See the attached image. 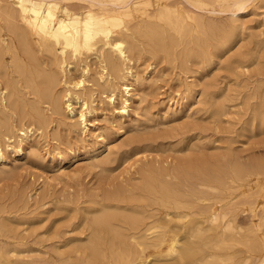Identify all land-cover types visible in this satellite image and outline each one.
<instances>
[{
    "label": "bare ground",
    "instance_id": "obj_1",
    "mask_svg": "<svg viewBox=\"0 0 264 264\" xmlns=\"http://www.w3.org/2000/svg\"><path fill=\"white\" fill-rule=\"evenodd\" d=\"M261 2L0 0V175L15 172L10 162L40 160V150L51 141L50 160L63 163L69 154L75 161L78 149L61 147V128L68 135L86 134L88 123L97 121L89 116L96 112L98 95L116 107L114 113L121 110L118 136L126 130L125 120L133 121L130 133L135 135L119 147L125 156L133 145L151 143L165 123L147 111L141 123L132 115H140V107L133 109L137 102L145 103L141 88L160 82L155 76L159 63L178 68V88H184L176 89L174 121L183 113L192 117L196 105V113L219 121L232 114L235 104L257 98L248 120L264 128V79L255 94L237 92L235 99L217 96L214 81L219 82L209 79L219 66L231 74L235 66L246 69L260 62L264 28L251 34L246 17ZM141 63L149 65L142 71ZM163 116L169 119V111ZM99 133L97 147L83 157L89 159L87 166L111 172L107 165L117 147ZM209 141L206 146L214 145ZM196 143L180 142L174 152L189 154L166 166L143 157L128 182L84 202L55 199L52 227L41 233L52 236L50 251L24 243L22 228L33 217L0 208V264H264L263 161L244 164L231 157L228 170H221L214 159L196 154L205 146Z\"/></svg>",
    "mask_w": 264,
    "mask_h": 264
},
{
    "label": "rangeland",
    "instance_id": "obj_2",
    "mask_svg": "<svg viewBox=\"0 0 264 264\" xmlns=\"http://www.w3.org/2000/svg\"><path fill=\"white\" fill-rule=\"evenodd\" d=\"M263 3L261 2V5L260 4L256 5L257 8L253 6L252 10L253 11L255 10L256 14L254 12H251L246 17L247 24L249 28L252 29V30L249 29L251 31L250 32L251 34H255L256 32H258L256 31L258 29L262 31V29L264 28ZM253 29H256L255 30L256 32L255 31L253 32ZM262 39H264V37H262ZM262 43L264 44V41H262ZM253 49H254V45L252 44L251 51H253ZM260 52L261 53L259 54V57L262 59V60L260 59V62L262 64H260V62L257 64L254 63V65L252 64L251 67L246 69L243 68L239 69L237 68V66H235L236 69L234 67V71L231 72V74L227 73L229 72V70L227 71L225 70V68H221L219 66L217 68L218 70L216 69L213 75L209 77V79L218 80L219 82L217 83L216 81V85H218V87L215 88L216 85L214 81V91L216 90L215 91L216 95L221 96L222 94H224V96L226 95L225 97L228 98L231 97V99H235L236 97L240 96L238 95L239 92H242L240 93L242 94L241 96L248 95L247 92L249 93L251 92V94H255L258 89L257 86L258 81L264 79V69H262L264 68V46L261 47ZM159 64L155 68L156 71L155 76L159 77L160 82L158 81L156 85H153L151 87L143 86L141 88L142 93L141 92L140 93L143 94L142 96L143 100L145 97V103L143 101L142 103L144 104L141 103L142 105H140L137 102V104L133 106V109H137V110L138 107H140L141 109L139 115L140 117L134 116V114L132 115L134 119H138V121H140L141 123L145 120L143 119V117H146L145 111H147V115H152L156 119V121L160 119L161 122H164L166 128L164 127L159 128V131H157L159 137L158 138L156 137L157 139L154 138V140H152L151 143H149L150 141L148 143H144L147 142L144 141L143 144L140 143L137 146L133 145L131 148L132 151L130 150L127 153V156H125L126 155L124 154L125 149H120L119 147L122 146L126 141H128L130 137H132V135H135L133 133L131 135L130 133L131 131L130 128L133 125V121L125 120L124 126L126 130L122 135L118 136L117 128L119 127L120 124H118L119 120L117 119L120 117L121 110L117 108V111H115L114 113L113 109L116 110V107L110 105L109 107L108 102L106 100H104L105 102L104 101L101 102L100 98L98 99L99 97L98 95L95 96V98L97 97L96 98L97 102L93 104L96 112L95 114H92L93 116L92 115L89 116V119L91 118L97 121H95L94 125L88 123L89 130L86 133L87 135L82 134L80 131L79 132L77 131L78 133L76 132V135L75 132L74 134L71 133L70 135H68L65 129L63 127L61 128L60 135L62 141L64 142L61 144V147L67 148L68 146H72L78 149L79 157H77L75 161L69 154L66 155L63 163L62 162L60 163L59 159H55L53 161L50 160L49 156L46 154V150H51V147L53 148V146L55 145V143L51 141L47 148L45 149L42 148L40 150L41 151L40 160L31 158L29 159V161L28 160L24 162L21 161L16 164L14 162H10L8 165L14 168L15 172L9 175L6 174L0 175V206H1L0 208L3 209L4 207L5 210H8L7 211L8 213L9 212L11 214L13 213L12 215H15L16 213V215H18L20 218L33 217V221H31L30 223L31 224L33 222L34 223L32 225L27 224L22 228V229L25 228L28 229V231L25 229V231L27 232L25 231L22 232L24 234V235L22 234V236L24 237L23 239L24 243L28 247L40 249L41 252L42 250L48 251L49 249L50 251V249H52V245L54 241L52 239L51 240L49 239V237L52 238V236L50 235L49 237L48 236L43 237L41 233L46 229V227H52V225L50 226V224H52L51 222L55 218V210H54V207L56 206L55 199H61L65 201L75 200L81 203L86 201L88 198H90L92 194L102 193L106 190L112 189L113 187L122 186L126 183V180L128 182V180L131 177H133V176L130 177V175H133L134 170L138 168L137 164L141 163L140 159H142L145 156L148 157V161H150V163L152 162L155 163L154 162L155 160H159V163L156 164L157 165L160 164L162 166H166L167 162H170L176 157L186 158L187 157L186 154H189L187 153L188 151L181 154H177L173 150L177 148L175 146H178L180 142L182 143L184 139L185 140L187 139L188 141L190 140L194 143L196 142L200 144L204 143L205 146L196 143L198 146L200 145L201 148L199 149V151H196V154H198V156L201 157L203 156V158L214 159L213 160L214 164H216L217 167L218 164L219 166H223L221 167V170L224 167H225L224 170H228L227 167L229 164L227 165V163H230L231 157H233L235 160H238V162L239 161L243 163L245 162L244 164L246 163L248 164L250 162L254 163L257 161H261V162L263 161L262 164H264V128L261 126L260 123L254 124L253 126L249 122V120H251L252 118L251 116L253 113L252 109L254 108L255 105L254 103L257 102V98H249V100H247L249 104H243V105L235 104L237 105V107L234 106L236 108L231 109L232 114L229 113V115L223 117L222 120L219 121L215 120L216 122L212 117H210L209 113L206 116H204V113H200V112L196 113L197 111L196 109L199 108L198 105L194 106L195 109L189 112V114L192 112V117L185 115L183 113L177 116L176 117L177 120L174 121L172 119V113H173L172 109L174 108L173 103L177 101L176 92L179 89L181 91H184V88L183 87L178 88L181 87L179 81H177L178 78L176 79V76L178 77V73H179L178 68L173 70V68H171L170 65L168 66V64L166 63L163 64L161 63L160 64L161 67L159 66ZM147 65H149V63H141L140 66L142 68L143 66H147ZM154 66L155 65H153V67ZM95 68L96 67H94L93 70L94 73L98 71ZM143 68L145 69L146 67ZM143 68L141 69L142 71L144 70ZM161 72L162 74H160ZM164 74L166 75V77ZM162 75H164L165 79ZM74 76H76V74ZM187 78L188 81L193 80L191 77H187ZM87 86L90 87L91 83L90 86L89 84H87ZM227 87L228 90L226 89ZM217 88L219 89V91ZM60 89L61 87H59V90ZM241 89H245V90L241 91ZM170 97L172 98L170 99ZM250 99L252 100L250 101ZM161 101H163L164 104H162ZM96 103L97 106H95ZM104 103H106V105H104ZM239 105L241 108L244 105L246 106L242 108L243 109L242 110L240 107L238 108ZM77 107L79 108V105ZM99 107L100 108L102 107V111ZM150 108L152 110H150ZM103 111L105 112L103 113ZM164 111H169L170 113V117L167 120L163 119ZM201 111L206 112L205 110L204 111L201 110ZM149 112L151 113L148 114ZM186 117L188 118V120L183 119ZM100 118L105 120L106 122L103 123V121L100 120ZM210 118H212V120L215 123ZM107 120L109 121L108 123L111 122V124L114 125L111 124L108 125ZM248 122L250 123V125ZM185 127H187L188 130ZM81 128L83 127L81 126ZM97 131L98 133L100 132L104 134V136L109 138V141L113 143L112 145L117 147L116 156H114V158L115 157L116 158L113 159L112 163L110 162V164L108 163L107 165V167L110 168L109 170H111V172L108 171L109 173L102 171L101 168H92L91 166H87L88 164L86 163L89 159L86 160L83 157V153L86 150L95 149V147H97V144L100 142V139L96 138V135H98V133L96 135L94 134V132L96 133ZM160 134H162V136H160ZM182 134L184 137L182 136ZM87 136L88 137L91 136V139L89 138L90 140L89 139L87 140L88 138ZM79 137L81 139L83 138L82 141L80 140ZM75 138L77 140H75ZM78 140L81 142H79ZM83 140L85 143L83 142ZM201 140L202 142H199ZM209 140L211 141L213 140L214 145H212L213 143L211 142L210 145L206 146ZM66 144L69 145L66 146ZM135 146L138 148H136ZM222 158L223 159L225 158V160H223ZM64 174L65 176H63ZM56 177L58 178L56 179ZM261 185L264 188V176H262L261 178ZM20 198L21 200H23L24 198L25 201L24 204L18 202ZM44 238H48V239L45 240Z\"/></svg>",
    "mask_w": 264,
    "mask_h": 264
}]
</instances>
